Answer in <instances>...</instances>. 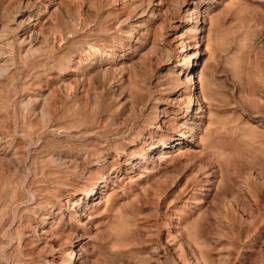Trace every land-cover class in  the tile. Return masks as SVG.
<instances>
[{"label":"rangeland","instance_id":"rangeland-1","mask_svg":"<svg viewBox=\"0 0 264 264\" xmlns=\"http://www.w3.org/2000/svg\"><path fill=\"white\" fill-rule=\"evenodd\" d=\"M0 264H264V0H0Z\"/></svg>","mask_w":264,"mask_h":264},{"label":"bare ground","instance_id":"bare-ground-1","mask_svg":"<svg viewBox=\"0 0 264 264\" xmlns=\"http://www.w3.org/2000/svg\"><path fill=\"white\" fill-rule=\"evenodd\" d=\"M182 41H183V40H182ZM182 41H181V42H182ZM181 42H180V43H181ZM187 42H188V41H187ZM187 42H186V43H187ZM184 45H185V44H184ZM182 46H183V44H182ZM184 47H185V46H184ZM180 49H181V48H180ZM183 50H184V49H183ZM175 53H176V52H175Z\"/></svg>","mask_w":264,"mask_h":264}]
</instances>
